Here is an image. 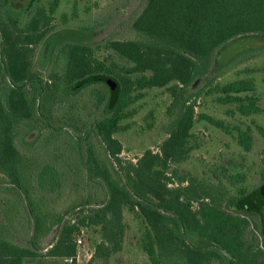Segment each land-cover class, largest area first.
Wrapping results in <instances>:
<instances>
[{
  "label": "trees",
  "instance_id": "trees-1",
  "mask_svg": "<svg viewBox=\"0 0 264 264\" xmlns=\"http://www.w3.org/2000/svg\"><path fill=\"white\" fill-rule=\"evenodd\" d=\"M13 2L0 0V173L7 177L2 178L6 185L0 183V264H24L40 256L76 264L75 238L82 227L91 226L101 232L91 263L110 264L124 246V207L145 224L144 248L153 264H263L258 254L263 252L259 245L264 246V200H249L254 189L233 193L222 177L211 183L180 174L171 165L196 147L190 144L191 129L202 95L231 69L264 54V0H144L131 24L135 37L101 42L55 34L54 8L49 10L42 0H29L18 13L10 8ZM93 27L82 23L76 28ZM41 42L51 44L44 78L33 64ZM97 45L125 63L105 64L94 56ZM231 46L237 50L228 57ZM87 87H92L100 112L90 120L91 127L66 110V96ZM153 87L168 88L171 94L161 125L167 136L157 151L147 148L136 161L125 160L115 133L130 114L135 93ZM252 89L250 81L236 80L221 88L225 96L220 99H249L252 105V97L239 95ZM57 105L64 110L57 129L68 126L84 134L76 137L78 151L95 135L105 152L98 153L89 141L80 159L87 178L101 185L104 196L91 209L81 206L73 221L65 213L47 211L34 191L37 180L43 183L46 173L58 177L60 170L51 164L31 169L17 145L19 126L41 121L49 127ZM240 109L251 111L243 104ZM239 141L251 148L247 132H240ZM174 177L179 184H172ZM243 207L251 220L239 214ZM251 221L260 242L257 237L251 243L244 239ZM54 227L57 236L43 246Z\"/></svg>",
  "mask_w": 264,
  "mask_h": 264
},
{
  "label": "rangeland",
  "instance_id": "rangeland-1",
  "mask_svg": "<svg viewBox=\"0 0 264 264\" xmlns=\"http://www.w3.org/2000/svg\"><path fill=\"white\" fill-rule=\"evenodd\" d=\"M28 2L29 0H14L10 8L14 12H22ZM42 3L49 10L54 8L52 21L57 30L55 34L64 32L72 38L101 42L135 37L136 33L131 24L142 10L144 0H42ZM82 23L93 25V30L76 28ZM248 43L246 41L242 45ZM236 50V46H231L224 52L230 57ZM94 56L109 66L114 62L117 66L125 63L112 51L100 45L96 46ZM34 66L47 76L50 70V48L44 42L36 46ZM236 80L250 81L253 84L252 90L239 95L252 97L254 104L251 105L249 99L243 102H223L220 99L225 96L221 88ZM201 82L197 81L194 86H199ZM65 100L66 110L70 111V115L78 116L88 127H91L90 120L100 114L95 106L92 87L68 94ZM199 100L196 106L197 119L191 129L190 138V144L196 147L182 162H173L171 168L178 169L180 174L193 175L211 183L218 182L222 177L223 183L233 193L251 192L264 180V54L239 64L219 77L212 85V91L204 93ZM170 102L171 94L165 87L145 88L135 93V100L127 108L130 114L120 121V129L115 133L123 143V159L136 161L147 148L155 151L159 149L167 136L161 125L166 120V110ZM241 104L251 111L242 112ZM63 113V108L57 105L49 127L41 121L32 127L27 121L20 125L17 145L26 155L31 169L40 171L45 165L51 164L60 170V178L46 173L43 183L37 180L34 191L38 198L44 200L47 211L65 213V219L73 221L78 217L77 212L81 206L86 205L91 209L104 196L101 185L87 178L80 159L85 155L89 141L98 153L105 152L95 135L83 142L81 151H78L76 137L84 134L68 126H64L63 130L57 129ZM202 115L207 117L203 118ZM240 132H247L250 136L249 150L240 143ZM2 178L7 177L0 173V183L6 185ZM174 180L175 183L172 184H179L176 177ZM8 195L12 197L11 194ZM73 205L76 207L72 208ZM193 208H198V202H193ZM243 208L239 214L251 220L249 210ZM124 218L128 226L124 246L121 251L111 256L110 264H153L144 248L145 224L142 219L136 217L127 207H124ZM17 231L23 235L19 226ZM57 232V227H54L43 241V246H50ZM255 237L260 242L259 230L251 221L244 239L251 243ZM100 240V227H82L75 238L76 264H103L100 260L91 263L95 246ZM259 247L263 252L258 254V258L264 264V246ZM24 264H71V260L40 256L27 258Z\"/></svg>",
  "mask_w": 264,
  "mask_h": 264
},
{
  "label": "water",
  "instance_id": "water-1",
  "mask_svg": "<svg viewBox=\"0 0 264 264\" xmlns=\"http://www.w3.org/2000/svg\"><path fill=\"white\" fill-rule=\"evenodd\" d=\"M249 200L252 201H263L264 200V180L257 186L249 195Z\"/></svg>",
  "mask_w": 264,
  "mask_h": 264
},
{
  "label": "flooded vegetation",
  "instance_id": "flooded-vegetation-1",
  "mask_svg": "<svg viewBox=\"0 0 264 264\" xmlns=\"http://www.w3.org/2000/svg\"><path fill=\"white\" fill-rule=\"evenodd\" d=\"M0 43H1V38H0ZM45 43V45L46 46H48L50 49H51V44L50 43H48V42H44ZM34 64V63H33ZM35 70H37V69H35ZM39 73H41V75L43 76V78L44 77H46V75H44L42 72H40L39 70H37ZM48 73H49V70H48Z\"/></svg>",
  "mask_w": 264,
  "mask_h": 264
}]
</instances>
